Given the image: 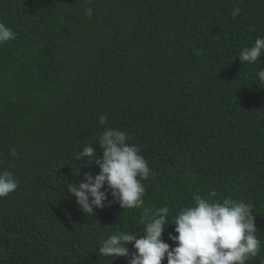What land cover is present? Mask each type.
<instances>
[{"label":"trees","instance_id":"trees-1","mask_svg":"<svg viewBox=\"0 0 264 264\" xmlns=\"http://www.w3.org/2000/svg\"><path fill=\"white\" fill-rule=\"evenodd\" d=\"M0 22L16 33L0 44V170L19 180L0 198V264H128L98 246L142 235L143 209L108 189L88 216L67 190L99 173L79 153L109 127L148 162L144 207L168 206L171 223L194 194L245 200L261 241L247 264H264V56L238 57L264 37V0H0Z\"/></svg>","mask_w":264,"mask_h":264},{"label":"clouds","instance_id":"clouds-1","mask_svg":"<svg viewBox=\"0 0 264 264\" xmlns=\"http://www.w3.org/2000/svg\"><path fill=\"white\" fill-rule=\"evenodd\" d=\"M90 2V0H89ZM241 9L235 7L231 15L235 19ZM91 18L93 9H86ZM16 33L5 23L0 22V44L15 39ZM264 56V37L258 36L250 47H244L238 55L242 64H254ZM260 83H264V69L257 72ZM99 123L104 125L106 117L101 115ZM130 136L116 127L105 128L98 135L95 145L85 144L79 153L84 165L93 163L100 169L95 176L84 173L79 183H73L67 190L76 198L80 209L95 215V209L105 207L107 190L122 209L142 208L140 224L142 235L137 231L117 229L108 235L98 246L103 257H127L128 264H162L167 256V264H247L261 251V241L257 237V225L252 205L245 200L217 197L215 189L207 198L194 194L193 203L182 207L169 222L170 209L144 207L146 188L151 169L136 144H130ZM103 149L98 156L96 145ZM18 157L13 148L10 153ZM87 157V160L83 158ZM81 171V170H80ZM107 185V189L105 188ZM19 186V180L11 170H0V198L8 196ZM91 197V199H90ZM111 202H109L110 204ZM169 224L175 225V233L169 239L176 242L172 247L163 239ZM132 243L135 252L130 254L128 245Z\"/></svg>","mask_w":264,"mask_h":264}]
</instances>
